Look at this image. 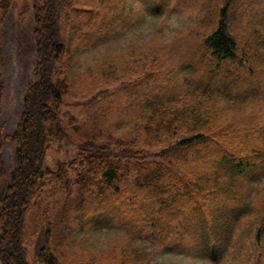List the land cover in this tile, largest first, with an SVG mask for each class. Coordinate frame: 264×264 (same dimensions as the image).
Returning <instances> with one entry per match:
<instances>
[{
	"label": "trees",
	"instance_id": "1",
	"mask_svg": "<svg viewBox=\"0 0 264 264\" xmlns=\"http://www.w3.org/2000/svg\"><path fill=\"white\" fill-rule=\"evenodd\" d=\"M13 1L0 0V38ZM94 1L31 0L22 6L23 15L32 9L35 49L17 126L5 134L0 122V157L5 141L15 150L9 182L0 191V264H34L30 240L42 264H75L65 258L71 213L79 226L126 230V237L109 240L81 264H176L156 260L165 249L199 264H264V198L246 189L264 178V125L227 123L222 106L228 96L236 108V98L248 97L244 83H259L264 74V0H194L204 28L194 53L199 61L185 63L181 76L171 71V89L143 96V112L132 117L121 141L105 145L76 135L69 166L52 167L45 163L48 151L72 140L63 120L72 69L69 28L76 18L75 29L82 20L99 30ZM109 1L100 0L112 12L117 4ZM77 39L94 40L92 31ZM108 93L101 89L90 101ZM136 97L142 99L138 92ZM167 137L177 139L151 150ZM43 196L48 202L29 239V214Z\"/></svg>",
	"mask_w": 264,
	"mask_h": 264
},
{
	"label": "rangeland",
	"instance_id": "2",
	"mask_svg": "<svg viewBox=\"0 0 264 264\" xmlns=\"http://www.w3.org/2000/svg\"><path fill=\"white\" fill-rule=\"evenodd\" d=\"M31 0H14L9 14L1 29L2 57L0 58V122L5 134L12 133L19 121L23 92L32 77L35 41L32 28L34 19L32 9L28 14L21 13L22 6ZM117 4L112 12L103 8L100 0L96 21L99 30H91L92 25L82 21L81 29H75L77 20L70 25L71 35L70 90L65 94L63 106L64 125L71 133V141L63 145L55 144L46 155V165L54 167L61 164L65 168L75 156L77 136L91 138L96 143L114 145L128 126L131 128L132 117L143 112V96L172 88L169 79L171 71L183 73L182 66L196 58L194 54L200 44L204 28L197 20L198 6L194 0H110ZM84 7L88 4L82 3ZM104 17L103 22L101 21ZM93 34L94 40L82 42L77 39L83 33ZM88 37H91L88 35ZM67 59V58H66ZM199 58H196V63ZM157 75V81L153 75ZM149 81L147 86L146 78ZM149 77V78H148ZM151 77V78H150ZM257 81H246L242 87L248 94L245 98H236V108L229 106L227 98L222 101L224 121L230 124L240 120L251 125H264V74L257 76ZM144 79V80H143ZM143 81V83H140ZM127 84V88L118 89ZM230 84V83H229ZM139 87H138V86ZM231 85V84H230ZM234 83L231 85L233 86ZM251 88L249 91L248 89ZM109 91L106 96L90 101L99 90ZM142 99H138L136 94ZM135 102V103H134ZM151 108L147 107V113ZM74 120L75 124H68ZM136 134L133 130V134ZM143 142V137L136 138ZM177 138L167 137L164 142L153 147L154 151ZM124 141V140H122ZM127 143V142H126ZM15 163L14 146L4 142L0 157V191L9 182V175ZM73 175V174H72ZM263 188V192H257ZM251 196L264 198V178L261 183L246 186ZM62 197V196H61ZM48 198L38 197L29 214L27 230L29 239L41 220L43 206ZM72 223L71 242L65 258L68 262L76 260L81 264L91 260L97 251L103 250L112 239L126 237L123 225L113 227L95 222L78 225V220L70 214ZM74 220V222H73ZM62 228V226H61ZM1 231V228H0ZM32 234V235H31ZM31 241V240H30ZM29 241L28 257L34 264H42L34 254ZM141 247L151 249L152 243L135 241ZM156 260L165 263L199 264L200 260L192 256L169 250L160 251Z\"/></svg>",
	"mask_w": 264,
	"mask_h": 264
}]
</instances>
